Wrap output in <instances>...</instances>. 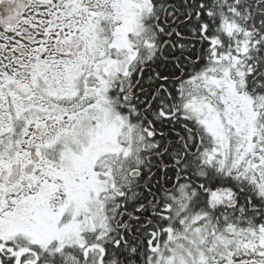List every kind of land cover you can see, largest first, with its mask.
I'll use <instances>...</instances> for the list:
<instances>
[{"label":"snow or ice","instance_id":"obj_1","mask_svg":"<svg viewBox=\"0 0 264 264\" xmlns=\"http://www.w3.org/2000/svg\"><path fill=\"white\" fill-rule=\"evenodd\" d=\"M0 264H264V0H0Z\"/></svg>","mask_w":264,"mask_h":264}]
</instances>
